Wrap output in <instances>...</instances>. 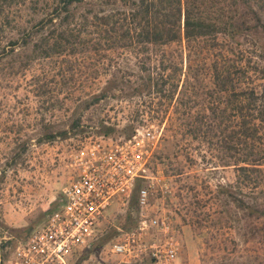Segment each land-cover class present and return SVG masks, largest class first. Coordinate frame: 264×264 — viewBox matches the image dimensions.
<instances>
[{
    "label": "trees",
    "instance_id": "1",
    "mask_svg": "<svg viewBox=\"0 0 264 264\" xmlns=\"http://www.w3.org/2000/svg\"><path fill=\"white\" fill-rule=\"evenodd\" d=\"M27 2L28 27L9 42L11 50L20 47L30 61L90 50L110 60L133 59L125 72L115 64L85 106L136 98L170 108V126L216 151L217 167L233 168L234 182L219 186L218 193L241 215L232 221L238 242H256L254 264H264V0ZM80 126L77 118L41 142ZM134 191L130 198L137 201Z\"/></svg>",
    "mask_w": 264,
    "mask_h": 264
},
{
    "label": "rangeland",
    "instance_id": "2",
    "mask_svg": "<svg viewBox=\"0 0 264 264\" xmlns=\"http://www.w3.org/2000/svg\"><path fill=\"white\" fill-rule=\"evenodd\" d=\"M27 21V0H0L1 262L58 204L70 175L69 153L100 138L123 139L153 124L162 129V136L149 165L156 185L150 203L170 213L172 225L179 230L183 249L177 264H254L256 242H238L232 221L241 215L233 205L226 207L224 195L218 193L219 186L234 182L235 174L231 167H217L216 151L170 126L171 111L163 105L150 106L134 98L85 106L90 96L104 88L115 64L125 72L123 67L134 60H110L87 44L90 52L85 54L30 61V53L9 46L28 27ZM77 118L81 124L77 130L41 142L49 132L67 130ZM101 129L109 131L106 137ZM145 184L142 180L138 186ZM260 188L264 189V182ZM138 213L132 197L127 203H114L96 248L78 263L116 264L119 259L108 253L107 246L137 224Z\"/></svg>",
    "mask_w": 264,
    "mask_h": 264
},
{
    "label": "built area",
    "instance_id": "3",
    "mask_svg": "<svg viewBox=\"0 0 264 264\" xmlns=\"http://www.w3.org/2000/svg\"><path fill=\"white\" fill-rule=\"evenodd\" d=\"M162 129L137 128L128 138H100L69 153L70 175L55 208L42 225L13 250L6 264H76L102 232L114 203L124 204L138 181V221L107 247L116 264H177L182 252L179 230L150 203L156 191L149 165L159 150Z\"/></svg>",
    "mask_w": 264,
    "mask_h": 264
}]
</instances>
